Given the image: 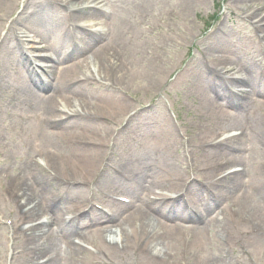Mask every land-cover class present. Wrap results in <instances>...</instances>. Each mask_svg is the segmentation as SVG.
<instances>
[{
	"label": "bare ground",
	"instance_id": "1",
	"mask_svg": "<svg viewBox=\"0 0 264 264\" xmlns=\"http://www.w3.org/2000/svg\"><path fill=\"white\" fill-rule=\"evenodd\" d=\"M87 1L93 5L83 7L81 5V0H0V59L9 57L10 62L13 63L7 64L4 69H2V71H4L6 68V70H10L11 73L4 71V74L0 77L1 79L8 78L10 82L7 89H0L1 112L12 111L19 120H22L26 115L34 117L32 122L35 126H39L41 133L58 130V134H62L71 128L73 129L84 124H104L109 128L108 137H110L114 132L129 129L134 121H136V118L129 115L124 124L121 125L122 121H115V119L123 113L121 108L118 109L109 104H94L90 106L89 102L84 99V97L86 96L85 87L88 85V76L104 71L111 73L112 70L117 67V59L110 55L126 56L128 64L126 63L125 66L128 67L127 45L134 40H129V37L134 36L135 39H137L142 30L140 31L137 25H131L129 27L117 29L116 32L111 31L110 27H108L110 21L102 19L108 13V0H106L107 3L105 4L100 0ZM144 3L146 7H150L153 1L145 0ZM180 6L183 7L182 10H187L191 6V3L187 0H182ZM229 11H231V9H229ZM6 19L11 20L9 24L6 22ZM85 20L89 21V23L83 25L82 22ZM219 25H221V23ZM221 28H224V26L222 25ZM17 32L22 34L26 45L29 46L28 50L25 49V44L18 41L15 37ZM220 35L221 33L215 29L203 38L205 46L215 48L214 55L206 58L213 63L212 66H214V64L219 65L227 60V58L224 59L225 52L222 50L223 48L218 45ZM12 42L13 45L10 47ZM48 42L59 45L62 48V52L54 45H44L40 46L38 49L35 47V45ZM69 42L73 43L72 47L68 46ZM38 50L45 53L52 50L53 55H44L41 61L47 63L45 72L50 71L58 77V80L54 82V89L57 93L50 92L46 97H42L43 91L37 93L25 86L26 81L33 79V74L28 68L26 67V70L23 69V73L17 68L20 65L28 63V53H30V56H38ZM87 52H90L92 56L87 58ZM150 56L151 55H149L146 49L138 58L147 59L149 64H152ZM95 58L98 59L96 62L93 61ZM101 64L102 68L100 67ZM208 66L209 67L204 68L203 72L207 75H211L217 82V80H219L216 75L217 71H215L214 67L211 65ZM120 68L125 70L124 65ZM150 69L153 70V67H150ZM50 76L53 75L51 74L49 77ZM52 83L53 79L48 85V88H50ZM120 85L121 83L119 82L116 84V86ZM245 86H247L246 81L237 80V87L240 90L235 91L237 103L234 106V112H242L248 105L249 94L242 90ZM222 88L220 84V89L217 90L221 91ZM231 101L232 100H227L222 105H228ZM89 109L94 112H89ZM232 118L235 119L234 116H229L228 120ZM257 121L256 119H252L244 123L243 126H240L241 133L239 135H225L208 143L207 146L212 147L216 154L226 151L229 155L225 154V159L227 158L233 161L238 158L239 161L232 163L227 162L225 159H220L217 161L219 165H216L215 162L209 168V171L206 172V175L218 178L217 186L229 194V206L224 208L220 213L226 212L231 206L236 207V210L241 215L244 214L246 216L244 220L250 225H254L252 227L254 229V235L250 237V241L256 247H260L262 245L264 246V235L262 232L259 233L255 228L259 226L260 230L264 231V218L258 211V208L261 207V203L257 201V205L253 207L251 204V196L248 194L250 188L256 190L257 195L259 192L264 194V192L259 189L260 186L264 187V135L259 131L261 126L256 124ZM137 122H139V120H137ZM138 133V131L132 132L130 136L135 137ZM169 148L170 147L167 146L166 143H162V149L155 150L154 156L160 159L164 153L169 152ZM42 155H46V162L50 161L49 154ZM30 164L39 167L37 162L32 163L30 161ZM230 164H235L233 166L237 167L238 170L228 172L226 176L222 175L225 171V166ZM126 174L129 181L140 179V174H136L133 170H128ZM164 174L167 175L168 173ZM208 176L205 177L204 182L209 186L210 193H213L215 182L212 181L208 183ZM16 178H18L16 179L17 181L14 178L7 180L4 183L5 189L15 191L20 187L22 195H28L29 193L32 194L29 189L30 183L38 184L44 188L43 180L38 179L40 175L35 174L33 167H24L22 171L16 175ZM243 181L246 182L241 199H239L235 190L242 186ZM68 182L69 181L66 180L65 183ZM117 183L118 182H115L114 184ZM203 188V181H200L196 183L195 188H190V191L200 198ZM136 190L143 199H150L155 211L160 210L153 202L155 199L159 198V195H150V192L145 190L140 183ZM43 193L44 191H42V194L39 193V196L47 201ZM259 199L264 200L262 196H260ZM48 201L50 200L48 199ZM40 205L43 204L39 200L36 203V207L30 212L34 213L37 211ZM219 207L220 206L217 204L214 206V221L218 229L225 222L224 218L219 217ZM262 211H264V209ZM165 214L167 217L181 215L182 217L188 216L191 218L192 220L189 221L197 224V229H189L188 227L182 226L176 228V231L183 232L191 238L208 228V218L206 217L210 214L209 208H204L203 214L200 212L187 214L183 210L171 205L166 209ZM110 217L115 221L120 218V214H118L116 218L113 212ZM159 217H162L160 213L157 218ZM99 218L101 219V216ZM127 219H129L128 223ZM137 220L142 223L141 227L144 233H146V231L149 232L150 240L154 244V247L152 246L154 250L172 258L177 256V253L173 251L169 253L163 252L166 250V247L160 246L159 239L157 241L154 237V232L155 230L157 231L156 227H158L164 230V237L162 239L165 238V240L169 242L173 238V230L170 231L163 228L164 221H161V224H159L150 217L146 211L135 212L126 217L125 220H123L124 222H108L103 231L101 230L93 236L95 237L94 239H91L93 237H86V241L90 242L89 244L92 246H97L100 244L101 237L104 234L115 233L121 235L123 233L124 235H128L125 231L129 230L131 225ZM42 229L43 226L39 224L38 226L30 227V236L28 237L26 246L30 249L32 254H36L39 248L34 243L33 234L42 231ZM229 235L230 234H228V236ZM149 237L145 240L146 242L149 240ZM34 238H36V236H34ZM86 251L87 249L83 246L67 241L64 253L68 259L67 264H79V261L80 263L86 261V254L85 257H79L83 253H86ZM48 261L57 262L54 259H50L47 260L45 264ZM206 264L210 263L206 262ZM217 264H222V262H218Z\"/></svg>",
	"mask_w": 264,
	"mask_h": 264
},
{
	"label": "rangeland",
	"instance_id": "2",
	"mask_svg": "<svg viewBox=\"0 0 264 264\" xmlns=\"http://www.w3.org/2000/svg\"><path fill=\"white\" fill-rule=\"evenodd\" d=\"M144 1L116 0L114 3L113 16L108 23V26L113 31L114 29L131 25H140L142 29L147 28V31L127 45V58L130 67L129 65L128 67L124 65L125 70L116 67L111 73L106 71L99 72V79L115 87L118 82L122 84L125 81V76L130 74L123 93L118 94L115 98L108 93L110 89L101 85H91V92L88 94L87 100L89 105L109 104L118 109H124L126 112L132 106H144L151 95L157 93L162 86L164 91L158 95L156 105L159 112L157 125L153 130H146V133L140 128L143 140H145L146 151L149 148H156L160 141H168L170 146L175 147L183 133L186 135L184 137L187 140H192L190 144L198 142L200 139L206 140L212 133H218L229 128L236 129V127L243 126L244 123L252 119L258 120L256 124L261 126L259 131L264 135V82L259 79L261 71L256 63L258 55H256L257 49L254 39L248 40L245 38L247 35L244 36L243 34V32L249 31L248 27L240 22L237 26H231L229 32L224 33L236 42L235 54L237 57H231L229 67L235 71L237 77L243 76L246 80L250 78V83L256 87V90L252 92L251 99L249 98V102L251 100L253 102L248 104L244 111L240 113L233 111L230 114V116H235V119L224 120L228 117L223 112L227 105L222 104L229 99V96L225 89L218 91L215 90L217 88L213 85L211 89H207L208 75H203L199 72L200 67L197 68L196 64L198 58L191 53V50L193 51L191 45L193 36L198 40L207 29H210L221 20L228 7L233 8V6L228 5V0H187L191 3L187 10H182L183 7L180 6L182 0H151L153 5L150 7H146ZM245 1L251 0H235V2H240L236 7L238 8L237 11L253 13L252 15L257 17L255 20H259L260 27L264 31V21L260 19H264V7L262 6L264 5V0H255L252 5L250 3L249 5L244 4L243 2ZM258 8L261 9L258 10ZM212 14H214L213 18L210 17ZM218 43L222 48L228 46L225 40L218 41ZM146 49L151 55L152 64H149L147 59L138 58ZM122 57L126 60V56ZM190 60H194V65L191 68H185L184 72H180L178 76H173L172 79L168 78L181 63V65L187 66ZM121 62H123V59H121ZM124 63L128 64L127 60ZM150 67H153V70ZM198 72L200 75H198ZM213 92H217L219 97L212 96ZM162 96L168 97L163 99ZM199 97L200 101H196ZM166 111H169L172 116L176 112L180 121L178 131ZM245 111H248V113L244 119L243 114ZM251 111L253 118H250ZM89 112L94 111L89 109ZM220 117L223 118L222 121H219ZM132 127L135 129L139 128L136 123ZM98 128L95 124H84L68 130L64 136L58 133H48L39 138L38 134L31 133L32 128L25 126L24 123L2 121L0 124V136L11 148L16 146L22 139L27 141L28 148H32L34 144L38 143L46 146L47 149L56 150L60 154L57 155L55 163V165H58L53 168L50 163L53 173L48 181H44L46 186L54 187L56 190L60 187L59 180L71 179L73 180L72 183L74 182L80 189L84 186L82 177L85 175L88 177L89 174L99 169V159L101 157L99 142L96 137H91L86 133L88 130L92 131ZM36 132L34 129V133ZM16 150H19L18 147ZM113 151L114 159L118 160L120 164L141 165L145 168L147 175L150 176H153L155 171L164 170L163 167L166 166L161 160H148L146 158L147 152L138 149L136 143L128 136L117 137ZM143 153L144 156L142 158H144V161L139 163V160L142 159L140 156ZM194 157L200 162L207 163L212 159L213 153L207 150L200 157ZM183 160L184 156L182 154H173V171L177 170L174 162ZM22 162L20 157L17 158V163L14 165L13 170L18 169ZM103 173L104 171H100L97 189L104 187ZM177 173L180 174V172H173V175ZM159 180L162 184H165L164 177H160ZM242 183V186L236 189L235 193H242L245 186L244 181ZM68 188L71 191L72 186ZM261 191L264 192V190ZM223 192L228 194L226 191ZM248 194L252 199L251 204L255 203L256 200L253 196H258L257 191L250 188ZM259 194L264 198L263 193L259 192ZM236 214L231 213L229 215V220L226 221L225 229L221 235L218 234L219 230L213 223L211 231L201 235L194 242L187 241L184 235L179 234L176 236V231L174 230L173 238L169 242L165 238L162 239L164 237L163 233L156 230L154 237L157 241L159 239L160 246L166 247L163 252L177 251L181 257L186 253L179 259V264L185 262L187 254L193 255V264H204L203 258H206V261L210 264H214L215 261L220 259L224 264H228L229 254L224 245V234L226 231L233 227H238L242 231L254 230L246 220ZM114 237L117 236L114 235ZM151 245L154 247L152 242ZM211 256L220 259L212 260ZM254 264H264V254L259 256Z\"/></svg>",
	"mask_w": 264,
	"mask_h": 264
}]
</instances>
